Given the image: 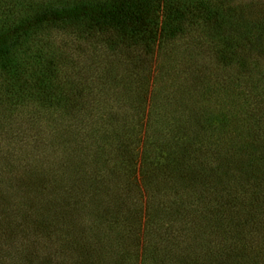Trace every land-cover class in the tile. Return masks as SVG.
<instances>
[{
	"label": "trees",
	"instance_id": "16d2710c",
	"mask_svg": "<svg viewBox=\"0 0 264 264\" xmlns=\"http://www.w3.org/2000/svg\"><path fill=\"white\" fill-rule=\"evenodd\" d=\"M224 28L230 30L231 35L238 32L237 27H226L225 18L216 10L213 11L211 4L207 7L202 1L0 0V137L6 136V148H0V162L3 160L7 164L5 167L0 164V187L4 185L2 191L14 188L13 182L8 178L20 180L21 188L25 181H30L37 187V191H42L38 196L42 199L41 195L49 186L58 184L60 180L57 177L64 176L65 172L60 173V170L54 169L46 171L51 176L44 181H38L35 174L37 170L33 168L24 174H31L28 177L22 178V174L9 176L8 173L13 174L15 169V162L12 165L9 163L19 153H31L34 150L32 145L37 141L32 144L27 137L19 140L20 135L17 134L27 133L26 127L31 126L36 138L40 139L41 122L37 119L44 115L52 118V131L59 130L63 143L72 136L82 139L84 134L78 135L75 129L64 125L66 122L69 124L74 116V105L69 102L68 96L81 100L84 92L75 90L77 80L68 74L73 71L76 73L75 59L79 56L77 51L84 53L87 47L95 53V45L102 43L107 45L110 57L118 55V48L126 47L134 51L143 49L148 54L156 55L159 48L162 51L163 47L180 38L192 37L191 43L195 44L194 40L200 39L198 34L204 38L210 36L206 33L210 30L216 36L223 35ZM257 39L264 40V30L261 28L257 30ZM245 40L250 43L254 41L250 34L245 36ZM226 45V48L217 49L220 51L218 59L223 60L220 64L226 68L236 66L239 58L246 55V51L242 54L238 52L241 48L235 46L233 40H228ZM256 47V50H249L256 54L259 52L264 57V45ZM93 57L83 69L101 76L104 72L98 53ZM59 65L64 67L63 74ZM262 77L264 81V72L259 78ZM64 82L74 85V90H64ZM220 82L217 80L214 87L206 86L207 90H167L174 96L178 107H185L188 103L191 107L185 118H177L183 121L166 125L167 132H177L176 135L169 134L173 137H165L168 140H162V137L160 140L154 137L147 140L145 135L146 141L141 145L142 152L138 153L140 166L138 181L135 182L141 199L138 198L139 204L134 210V216L139 220L142 217L151 219L149 198L153 197L150 191L154 190L156 180L155 175L152 176L146 169L150 162L149 152L152 149L155 158L161 157L160 152H167L163 169L159 171L160 186L161 189L170 188L168 192L172 194L161 193L160 189L159 195L166 198L168 195H175L179 182L185 186L184 196L189 194L190 189H201L205 194L200 193L198 202L202 204L198 205L212 227V238L207 243V238H201L203 247L199 255L203 254L202 262L186 264H264V110L256 113V107H246L247 117L243 116L238 120L234 118V114L230 118L226 113L221 114L213 109L210 91L219 90ZM246 85L250 86V83L247 82ZM257 88L258 86L254 89ZM85 91L92 93L91 90ZM98 92L100 94V90ZM262 92L263 90H252L254 99L263 98ZM204 96L207 98L204 99ZM19 118H26L27 122L18 125L16 122ZM79 146L67 155L71 157L70 160L80 161V170L77 171H83L82 161L86 155ZM3 161L1 163H5ZM247 187L252 188L246 191L247 194L260 199L259 208L262 211L258 213L260 209H257L254 214L251 212L254 216L249 214V210L255 206L242 201V193H245ZM48 194L47 204H43L40 199L26 202L25 212L18 218L4 217V202L1 204L0 218L3 217L0 221V264H8L16 254L18 259H11L10 264L92 262L93 254L96 253L88 245L94 242L83 230L75 233L71 227L73 222L69 220L71 205L76 204L65 201L66 204L62 205L57 202L54 194ZM7 199L9 198H0V202ZM178 203L180 208L176 214L182 213L184 216V201L179 200ZM61 209L62 213L59 212ZM184 209V218L187 219L188 209ZM241 214L246 218H239ZM260 214L261 220L253 219ZM57 215L59 219H56ZM128 215L130 214L126 210L116 208L112 227L118 223L125 226ZM160 215L163 214L160 212ZM107 220L108 218L104 220L105 225L109 224ZM127 228H132V224ZM246 229L255 232H248L250 237L245 240L242 235L235 239L230 234L227 235L228 231L245 232ZM24 230H30L31 235L39 238L23 245L26 239L20 233ZM186 231L188 235L195 237L205 235L199 228L190 230V226ZM141 235L139 232V236ZM142 238L143 241H140L143 247L139 249L141 257H137L136 264H180L176 260V251L179 250L174 243L168 248L164 245L166 240L159 238L162 244L156 241L150 248L148 239L151 236L146 233ZM80 241L86 243V246L80 248L77 245ZM42 249L47 253L43 254L40 251ZM13 252L14 255L10 256ZM257 257L260 258L256 259Z\"/></svg>",
	"mask_w": 264,
	"mask_h": 264
},
{
	"label": "rangeland",
	"instance_id": "374dc122",
	"mask_svg": "<svg viewBox=\"0 0 264 264\" xmlns=\"http://www.w3.org/2000/svg\"><path fill=\"white\" fill-rule=\"evenodd\" d=\"M198 1H202L207 7L211 4L213 11L216 10L225 18L226 27L238 28L237 34L231 35L230 30L224 28L223 35L216 36V33L207 30L206 33L210 36L201 38L203 36L198 34L200 39L194 40L195 44L191 43L192 37L180 38L167 47H163L162 51L159 48L156 55L148 54L143 49L134 51L126 47L118 48V55L110 57L107 45L97 44L94 49L99 55L104 72L101 76L83 69L88 66V61H91L95 53L87 47L84 53L77 51L79 56L75 59L76 73L67 72L77 80L76 86L74 87L70 82L69 84L64 82L63 85L64 90L76 88L75 90H84V92L81 100L75 96H68L70 100L68 101L73 102L74 105V116L69 124L66 122L64 125L75 129L78 135L80 133L84 135L82 139L72 136L63 143L64 139H61L59 130L52 131V118L49 115L36 118L41 122L39 123L40 139L36 138L31 126L26 127L27 133L17 134L20 135L19 140L27 137L26 139L31 140L32 144L35 140L37 141L32 145L34 150L30 151L31 153H19L16 159L12 158L9 164L12 165L15 162V169L12 171L13 174L8 173L9 176L22 174V178L28 177L31 174H24L33 168L37 170L35 174L38 181H44L51 176L49 172H46L49 169L65 173L63 177H57L60 180L57 185L52 184L48 187L41 195L42 199L38 198L42 191H37V187L35 188L30 181L23 180L25 182L21 188L20 180L8 178L13 182L14 188L4 192L2 191L4 185L0 187V198H9L0 202V215L3 202L6 211L4 217L18 218L25 212L26 202L40 199L43 204H47L48 193H50V195L54 194L57 202L62 205L66 204L65 201L76 204L71 205L69 220L73 222L71 227L75 233L83 230L95 244L88 245L93 249L92 252L96 253L93 254L94 258L90 264H136L137 257H141L139 249L143 247L140 239L143 241L142 237L146 233L151 236L148 239L150 248L156 241L162 244L159 238L166 240L164 245L168 248L174 243L179 250L176 251L178 263L182 264L183 260L184 264L202 262L203 254L199 255L203 247L202 239L207 238V243L212 238L211 224L207 218L205 219L198 205L200 193L203 195L205 192L201 189H190L189 194L184 196L185 186L179 182L175 195H168L167 198L159 195L162 187L159 171L163 169L167 152H160L159 158H155L156 155L152 149L149 152L150 162L146 169L152 176L155 175L156 180L154 190L150 191L153 197L149 198L151 219L142 217L143 220L140 219V221L134 216V210L139 204L138 198L141 199L138 197L139 190L135 182L138 181L140 166L138 153L142 152L141 145L146 141L145 135L147 140L153 137L158 140L161 137L162 140H168L165 137H173L169 134L176 135L177 132H167L166 125L183 121L177 118H185L191 107L189 103L185 107H178L174 96L172 97L167 90H207L206 86L214 87L218 80L221 81L219 90L210 91L213 109H217L221 114L226 113L230 118H232L231 114H234V118L238 120H241L243 116L247 117L246 107L252 109L256 107L257 110L254 111L256 113L258 110H264V97L254 99L252 94V90L264 92L263 77L259 78L264 72V57L258 51L256 54L249 50L251 48L256 50V46L264 45L263 39H257V30L259 28L264 30V0H193V2ZM248 34L254 40L252 43L245 40ZM228 40H233L234 45L241 48L238 52L242 54L246 51V55L239 58L236 66L231 65L226 68L220 64L223 60L218 59L220 51L217 49L226 48ZM59 68L63 74L64 67L59 65ZM247 82L250 86L246 85ZM253 84H256L258 88L254 89L256 86L253 87ZM85 90H91L92 93L88 94ZM205 98L207 96H204ZM25 122H27L26 118H19L16 124ZM114 125L118 129H115ZM77 146L84 150L86 155L82 161L83 171H77V169L80 170L78 166L80 161L70 160L71 157L67 155L77 149ZM0 148L1 150L6 148V136L0 137ZM1 162L3 167L7 165L5 161H3L5 163ZM250 189L252 188L247 187L244 190L242 201L245 200L244 203L255 206L249 210V214L251 212L254 214L257 209H260L258 201L260 199L247 194L246 191ZM161 190V193H167L170 188ZM179 200L184 201L182 206L184 216L186 214L184 207L188 209L187 219L182 216V213L181 216L176 214L180 208ZM116 208L126 210L130 214L125 226L118 223L112 227ZM261 211V209L258 210V213ZM59 212L62 213V209ZM160 212L163 215H160ZM57 218L59 219L58 215ZM106 218H108V225L104 222ZM239 218H246V216L242 217L241 214ZM253 219L261 220V214ZM129 224H132V228H127ZM189 226L190 230L199 228L205 235L198 237L188 235L186 230ZM139 232L142 233L141 236ZM248 232L255 231L248 229L245 232L228 231L227 235L230 234L233 239L242 235V239L245 240L250 237ZM20 235L26 239L23 245L39 238L31 235L30 230H24ZM77 245L81 248L86 246V243L80 241ZM40 251L43 254L47 253L44 249ZM13 255L14 252L10 254V256ZM13 258L18 259L17 254L10 258L8 264ZM57 258L60 257L57 256ZM258 258L260 257L256 259ZM262 260L264 261V256Z\"/></svg>",
	"mask_w": 264,
	"mask_h": 264
}]
</instances>
